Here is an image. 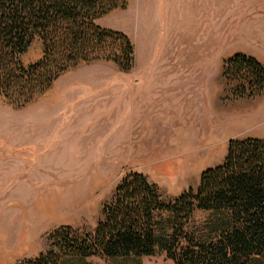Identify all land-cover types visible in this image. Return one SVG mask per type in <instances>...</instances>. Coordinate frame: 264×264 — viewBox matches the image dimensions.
<instances>
[{"label": "rangeland", "instance_id": "374dc122", "mask_svg": "<svg viewBox=\"0 0 264 264\" xmlns=\"http://www.w3.org/2000/svg\"><path fill=\"white\" fill-rule=\"evenodd\" d=\"M157 2L128 0L97 21L130 39L128 72L110 61L83 63L24 107L0 94V264L37 258L61 228L92 233L131 173L172 200L224 162L229 141L264 133V93L233 99L227 59L214 57L264 34V0H199L174 12ZM42 57L36 38L21 63ZM191 117L198 131L183 134ZM139 264L173 262L163 253Z\"/></svg>", "mask_w": 264, "mask_h": 264}, {"label": "trees", "instance_id": "16d2710c", "mask_svg": "<svg viewBox=\"0 0 264 264\" xmlns=\"http://www.w3.org/2000/svg\"><path fill=\"white\" fill-rule=\"evenodd\" d=\"M128 0H0V94L24 107L44 95L63 74L81 64H134V47L123 33L97 21ZM36 38L43 57L24 66ZM223 78L235 84L232 98L264 93V65L242 53L224 63ZM205 220L198 221V214ZM166 254L173 264H264V141L231 140L224 162L206 169L197 189L165 200L141 173L119 183L92 233L61 228L49 248L19 264H139Z\"/></svg>", "mask_w": 264, "mask_h": 264}, {"label": "crops", "instance_id": "0c3cea01", "mask_svg": "<svg viewBox=\"0 0 264 264\" xmlns=\"http://www.w3.org/2000/svg\"><path fill=\"white\" fill-rule=\"evenodd\" d=\"M157 1H158L157 2L158 8H160L162 11L163 10H167V11L170 10L172 12H174L176 10L186 9L188 7V4H196L199 2V0H157ZM192 6H194V5H192ZM259 30L264 31V28H260ZM255 32H257V31H255ZM248 35H249L248 38H252L251 27L248 31ZM252 41H253V44H252V46H249V47H246V45L237 46V47L231 46L228 48V50H226V51L224 50L223 54H220V51H216V54L214 57L216 59H220V58L228 59L237 53H242V54H245L249 57L257 59L259 62H261L264 65V34L259 35L258 39L253 37ZM162 67H164V66H162ZM262 114H263V112H262ZM220 116L225 118L226 117V111L220 112ZM261 116H264V115H261ZM187 121L191 125L188 126L186 129H185V127H183V134H186L188 131H191V132L198 131V126L194 127V125H193L195 122H194L192 117ZM183 134H179V137L183 136ZM250 137L254 138V139L258 138V139H261L264 141V133H261L258 135L254 134Z\"/></svg>", "mask_w": 264, "mask_h": 264}]
</instances>
